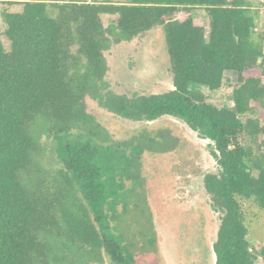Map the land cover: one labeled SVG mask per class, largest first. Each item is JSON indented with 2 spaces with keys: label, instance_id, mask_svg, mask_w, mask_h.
I'll use <instances>...</instances> for the list:
<instances>
[{
  "label": "trees",
  "instance_id": "trees-1",
  "mask_svg": "<svg viewBox=\"0 0 264 264\" xmlns=\"http://www.w3.org/2000/svg\"><path fill=\"white\" fill-rule=\"evenodd\" d=\"M242 1L0 0V264L127 262L111 219L99 216V155L112 150L113 134L88 99L134 122L175 119L209 140L215 165L203 173L205 201L196 212L215 216L214 262L264 264V243L250 244L244 215L264 213V28ZM105 15L114 16L108 26ZM156 26L172 88L132 96L111 90L104 52ZM224 84L231 108L194 87ZM73 130L83 135L61 144L62 165L52 166L49 139ZM189 223V239L206 238L205 222Z\"/></svg>",
  "mask_w": 264,
  "mask_h": 264
},
{
  "label": "rangeland",
  "instance_id": "rangeland-1",
  "mask_svg": "<svg viewBox=\"0 0 264 264\" xmlns=\"http://www.w3.org/2000/svg\"><path fill=\"white\" fill-rule=\"evenodd\" d=\"M107 1L125 3L129 0ZM243 1L250 4L260 31L264 28V0ZM2 7L0 2V12ZM193 12L201 13L200 10ZM184 16L185 13L178 15L179 18ZM112 18L114 16L103 17L105 26L111 24ZM2 29L4 24L0 15ZM3 42L8 48L9 43L4 37ZM104 54L108 65L105 80L114 92L132 96L161 93L172 88L173 77L161 26L131 40L112 44ZM194 87L204 94L208 102L218 107H233L229 84L216 91L205 86ZM87 104L113 134L114 147L99 155L105 175L98 211L111 219L109 224L124 243L128 259L124 264H208L207 261L213 264L212 248L205 243L207 259L205 255L192 254L197 247L188 238L195 230L190 221L205 222L198 228L203 235L207 234V240L213 236L216 227L213 214L209 213L207 218L206 213L196 212V203L204 204L205 201L201 175L208 169L213 170L215 165L210 141L172 118L134 122L106 113L93 100L88 99ZM82 135L73 130L63 135L61 140L50 138L48 159L51 165H62L61 144ZM242 141L245 145L251 142L248 137ZM197 154L203 155L206 167ZM197 160L200 163H196ZM185 165L190 167L185 170ZM244 215L249 227L247 239L259 250L264 243V213L251 208L245 210ZM105 264L111 263L107 259Z\"/></svg>",
  "mask_w": 264,
  "mask_h": 264
},
{
  "label": "flooded vegetation",
  "instance_id": "flooded-vegetation-1",
  "mask_svg": "<svg viewBox=\"0 0 264 264\" xmlns=\"http://www.w3.org/2000/svg\"><path fill=\"white\" fill-rule=\"evenodd\" d=\"M211 145H212V144H211ZM211 156H212V154H211ZM212 157H213V156H212ZM197 158L200 159V160L202 159V160L204 161V167L207 166L206 161H205V158H203V155H201V154H197ZM196 163H200V161L197 160ZM188 167H190V166L185 165L184 168L187 169ZM201 176L203 177V174H202ZM202 177H201V183H202ZM203 188H204V187H202V190H203ZM192 240H193L192 245H193V246H196V247H197V250H195V251H193V252L190 251V252H191L192 254L200 255L201 257H202V255H205L204 258L206 257V259H207L208 255H207V253H206V251H205L206 247L203 248V247H201V246H199V245H200V243L204 240L205 243L208 244V246L212 248V246H211V242L213 241V238L210 237V238L207 240L205 237L201 239V238H198V237H196L195 235H193V236H191V239H190L189 241L191 242ZM197 244H198V245H197ZM204 251H205V252H204ZM206 263H208V264H212V263L209 262V261H207ZM213 264H215L214 259H213Z\"/></svg>",
  "mask_w": 264,
  "mask_h": 264
},
{
  "label": "water",
  "instance_id": "water-1",
  "mask_svg": "<svg viewBox=\"0 0 264 264\" xmlns=\"http://www.w3.org/2000/svg\"><path fill=\"white\" fill-rule=\"evenodd\" d=\"M147 122H153V121H147Z\"/></svg>",
  "mask_w": 264,
  "mask_h": 264
}]
</instances>
